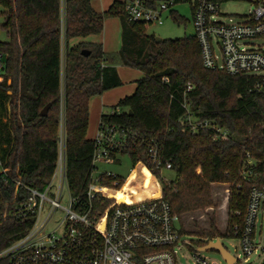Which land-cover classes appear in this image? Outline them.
Wrapping results in <instances>:
<instances>
[{
    "label": "trees",
    "instance_id": "obj_1",
    "mask_svg": "<svg viewBox=\"0 0 264 264\" xmlns=\"http://www.w3.org/2000/svg\"><path fill=\"white\" fill-rule=\"evenodd\" d=\"M143 1L157 8L172 0ZM0 6L4 17L0 31L8 37L7 42L0 41L5 57L0 117H6L4 122L0 118V151L19 170L23 185L38 190L47 186L59 160L63 129L68 186L74 196L85 192L94 172L95 141L87 137L90 101L122 86L116 67L123 66L144 77L132 96L121 100L112 114L102 115L100 128L115 126L137 133L146 143L155 142L176 174L175 181L162 183V197L177 216L214 207L212 186L233 187L226 233L233 236L234 227L243 223L252 185L243 178L245 165L252 159L259 170L264 169V76L206 69L195 36L158 43L148 35L151 25L128 21L122 0L104 13L94 10L92 0H66L64 10L62 0H0ZM171 16L180 21L175 11ZM112 18L122 26L118 53L106 54L101 44L71 46L73 40L101 35L105 21ZM47 106L48 113L42 116ZM188 117L208 122L227 136L218 137L211 128L193 132L182 124ZM119 154L128 155L134 165L148 163L145 145L133 140L112 155ZM156 178L161 179L160 171L153 173L137 199H148L158 191ZM117 180L120 188L124 181ZM14 188L0 176V201L13 199ZM118 198L127 200L123 193ZM209 225L194 233L183 231L199 238L191 241L194 251L220 240L215 218ZM30 227V220L3 223L0 252Z\"/></svg>",
    "mask_w": 264,
    "mask_h": 264
},
{
    "label": "built area",
    "instance_id": "obj_2",
    "mask_svg": "<svg viewBox=\"0 0 264 264\" xmlns=\"http://www.w3.org/2000/svg\"><path fill=\"white\" fill-rule=\"evenodd\" d=\"M189 1L193 3L195 37L201 48L204 67L232 76H264V44L260 43L264 40V0H255V9L235 24L224 23L220 11L224 0ZM65 2L62 0L63 10ZM122 2L129 22L149 25H163L165 13H171L177 5L173 0L160 3L157 8L148 7L143 0ZM4 68L5 57L0 52V83ZM182 124L193 132L211 128L218 137L227 136L224 130L208 122H195L191 117ZM130 140L146 148L148 163H138V167L143 166L152 174L172 170L171 164L165 163L160 156L154 141L146 143L137 133L104 125L94 140V172L81 196H74L68 186L63 129L59 160L43 190L23 185L19 170L14 169L9 164V157L0 151V176L7 185L14 184L15 187L13 199L0 201V228L10 219L31 221L27 233L0 252V262L182 264L179 255L185 249L193 254L192 264H218L191 248L183 225L178 227L182 223L181 216L173 214L162 194L137 199L140 193L127 194L123 185L118 188L121 185L118 176L104 173L94 177L96 164L114 163L117 158L112 154H118ZM245 167L243 178L252 185L243 223L234 227L232 237L240 240L246 264L254 256L260 260L259 264H264V183L261 182L264 169L259 170V164L252 159ZM120 193H124L127 200L119 199ZM235 215L241 216V213ZM231 256L232 264H242L241 260ZM222 264L229 263L223 258Z\"/></svg>",
    "mask_w": 264,
    "mask_h": 264
},
{
    "label": "rangeland",
    "instance_id": "obj_3",
    "mask_svg": "<svg viewBox=\"0 0 264 264\" xmlns=\"http://www.w3.org/2000/svg\"><path fill=\"white\" fill-rule=\"evenodd\" d=\"M115 0H92V4L99 12H104L109 9L110 3ZM193 3L192 1L181 2L173 10L176 15L180 18V21H176L170 14V12L165 13L164 15V24L163 25H151L148 29V35L153 36L156 39L163 40H177L183 39L185 37L195 36V26L193 22ZM256 7L255 0H224L221 3L220 11L224 18V23H239L244 20V17L249 15ZM3 8L0 6V25L4 24V17L2 15ZM111 22H118V19H108ZM106 25V24H105ZM0 41L7 42V35L0 31ZM80 41L78 39L71 42V46H75ZM261 44H264V40L260 41ZM64 55H65V44H64ZM3 122L6 118L5 116L0 117ZM96 171L94 177H98L101 174L108 173L118 176L123 179V190L127 194H137L145 191L152 178L153 174L149 172L143 166L138 167L134 165L132 160L128 155L119 154L117 160L112 164H96ZM161 179H155L156 184L158 185V191L153 193L154 196H160L163 192V184H170L176 180L175 172L171 170H163L160 172ZM155 177V176H154ZM233 187L230 185H214L212 186L211 193L215 206L204 211H196L193 213H188L184 216H181L182 223L178 224L179 226L184 227V230L187 232L194 233L197 230H205L209 228V220L215 218L218 230L221 233V244L227 250L228 253L233 255L235 258L241 260L242 264L245 263L243 257L241 242L237 238H232L226 236L228 229L229 221V208L230 200ZM237 192V190L235 189ZM124 194V193H123ZM125 195V194H124ZM264 225V220H263ZM193 231V232H192ZM186 240L189 242L197 241L199 238L194 234L186 235ZM197 251V250H196ZM200 255L203 258H206L212 262L222 264L223 258L217 252H201ZM179 262L182 264H192L193 263V254L192 252L183 249L179 255ZM260 260L255 256L252 257L249 261V264H259Z\"/></svg>",
    "mask_w": 264,
    "mask_h": 264
},
{
    "label": "crops",
    "instance_id": "obj_4",
    "mask_svg": "<svg viewBox=\"0 0 264 264\" xmlns=\"http://www.w3.org/2000/svg\"><path fill=\"white\" fill-rule=\"evenodd\" d=\"M115 1H113V3ZM113 3L112 2L110 3V7L113 5ZM92 6L94 10L98 13H104L107 11L106 10L104 12H99L98 10H96L93 4ZM172 12H174V10ZM172 12L170 14H172ZM113 19H117V18H113ZM105 24H104V31L101 35L91 36L86 39H78V41H80L79 43L86 42V43L101 44L106 54L118 53L122 47L121 22L119 20V23L112 22L111 24V22L108 21ZM116 68L119 77L122 81V86L107 91L101 96H96L92 98L90 101V105H89L90 120H89L88 134H87L89 140H95L97 133L99 132L100 129L102 115L112 114L115 107L119 104L121 100L125 99L126 97L132 96L136 91L137 82L143 79L144 77V75L140 71L135 69H131L123 66H117Z\"/></svg>",
    "mask_w": 264,
    "mask_h": 264
},
{
    "label": "water",
    "instance_id": "obj_5",
    "mask_svg": "<svg viewBox=\"0 0 264 264\" xmlns=\"http://www.w3.org/2000/svg\"><path fill=\"white\" fill-rule=\"evenodd\" d=\"M156 41L159 43L162 39L157 38ZM84 56H89V52L83 51L82 53ZM49 106H47L41 113L42 116H46L48 113ZM199 252H217L223 256V258L229 263H233V257L226 251V249L221 244L220 240H217L215 243L210 242L206 246L198 249Z\"/></svg>",
    "mask_w": 264,
    "mask_h": 264
}]
</instances>
